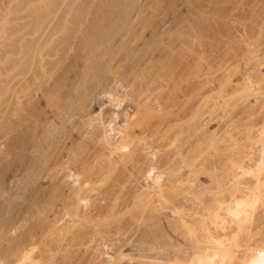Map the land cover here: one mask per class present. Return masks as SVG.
I'll return each instance as SVG.
<instances>
[{"label": "rangeland", "instance_id": "374dc122", "mask_svg": "<svg viewBox=\"0 0 264 264\" xmlns=\"http://www.w3.org/2000/svg\"><path fill=\"white\" fill-rule=\"evenodd\" d=\"M145 86L134 158L111 157L99 118L119 114L115 141ZM263 124L264 0H0V264H190L207 232L240 264L264 247V170L246 224L224 209L254 188Z\"/></svg>", "mask_w": 264, "mask_h": 264}, {"label": "bare ground", "instance_id": "6f19581e", "mask_svg": "<svg viewBox=\"0 0 264 264\" xmlns=\"http://www.w3.org/2000/svg\"><path fill=\"white\" fill-rule=\"evenodd\" d=\"M72 16V15H71ZM75 16V18H77L78 19V17L76 16V15H74ZM73 17V16H72ZM67 18V17H66ZM56 19V18H55ZM61 19V18H60ZM72 18H70V20H71ZM58 20V19H57ZM72 22L74 21V20H71ZM75 21H76V19H75ZM72 22H71V24H72ZM54 24V23H53ZM55 25H57V24H55ZM54 25V26H55ZM73 25V24H72ZM144 25V24H143ZM53 26V27H54ZM58 26V25H57ZM56 26V27H57ZM70 26V25H69ZM99 26H102L103 27V25H98V27ZM109 26H110V24H109ZM109 26H108V28H109ZM112 26V25H111ZM60 27V26H59ZM144 27H145V25H144ZM72 28V27H71ZM70 28V29H71ZM73 28H74V25H73ZM100 28V27H99ZM103 28H106V26L105 27H103ZM108 28H106V29H108ZM112 28H113V26H112ZM141 28V27H140ZM54 29H56L55 27H54ZM62 29V28H61ZM69 29V28H68ZM137 31V30H136ZM135 31V32H136ZM131 32V31H130ZM134 32V33H135ZM128 33V32H127ZM138 33V32H137ZM136 33V34H137ZM132 36V35H131ZM137 36V35H136ZM136 36L134 35V36H132L133 38L135 37L136 38ZM139 36V35H138ZM65 37H67V35L65 36ZM131 37V39H133ZM69 38V37H68ZM134 38V39H135ZM65 39H67V38H65ZM133 39V40H134ZM136 40V39H135ZM132 43H134V41H132ZM131 43V44H132ZM65 44V43H64ZM127 44V43H126ZM129 44V43H128ZM131 44L129 45V46H131ZM67 45V44H66ZM65 45V46H66ZM134 45V44H133ZM135 45L137 46V43H135ZM122 48V47H121ZM124 48V47H123ZM136 48V47H135ZM125 49V48H124ZM128 50V49H127ZM116 51V50H115ZM119 51H121V50H119ZM126 51V50H125ZM145 51V50H144ZM95 52V53H94ZM118 52V51H117ZM123 52V51H122ZM131 52V51H130ZM129 52V56H130V53ZM105 53H107V52H105ZM113 53V52H112ZM119 53V52H118ZM121 53V52H120ZM141 53H143V52H141ZM140 53V54H141ZM116 54V53H115ZM114 54V55H115ZM125 54H126V52H125ZM124 54V55H125ZM128 54V53H127ZM86 55H89V57L90 56H92V55H94V57H95V55L97 56L98 54H96V49H94V47H90L89 49H88V53H86ZM118 55V54H117ZM132 56V55H131ZM140 56V55H139ZM138 56V57H139ZM100 57V56H99ZM98 57V58H99ZM109 57V56H108ZM113 57V56H112ZM111 57V58H112ZM120 57H121V55H120ZM127 57V56H126ZM87 58V57H86ZM97 58V59H98ZM102 58V57H101ZM125 58V57H124ZM146 58V57H145ZM103 59V58H102ZM128 59V58H127ZM131 59V58H130ZM136 59H139V58H136ZM144 59V58H143ZM143 59L141 58V59H139L138 60V62L140 61L141 62V60H142V62H143ZM111 60V59H110ZM125 60V59H124ZM134 60V59H133ZM99 61V60H98ZM112 61V60H111ZM116 61H117V63H115V66H113V64L111 65V66H109V67H112V68H110V72H108L109 73V76L110 77H112V75H113V72H115V70H116V68L118 67L117 66V64H118V59L116 58ZM130 61V60H129ZM135 61V60H134ZM152 61V60H151ZM107 62H108V60H107ZM113 62V61H112ZM121 62V61H120ZM123 62V61H122ZM137 61H136V63H135V65L134 66H131L130 67V69L128 70V73L129 74H140V76H141V78L142 79H145V78H143V76H142V74H143V69H141L140 71H138L137 70V66H136V64H140V62L138 63ZM98 63V62H97ZM129 63V62H128ZM146 63V62H145ZM144 63V64H145ZM105 64V63H104ZM108 64V63H107ZM147 65H149V62H147ZM97 66V65H96ZM101 66V65H100ZM151 66V65H150ZM148 67V66H147ZM105 68V67H104ZM107 69H108V67H106ZM146 68V67H145ZM149 69V68H148ZM112 70V71H111ZM150 70H151V68H150ZM98 72H99V70H98ZM101 72V71H100ZM106 75H108L106 72L105 73H103L102 74V76L99 78V79H96L97 81V84H95V87H94V89H93V91H92V95H91V97H93V99L94 98H103L104 97V94H106V93H110L109 92V89H107V88H105L102 84H104V82L102 81V78L105 76L106 77ZM144 75V74H143ZM138 76V75H137ZM145 76V75H144ZM96 77H98V76H96ZM138 78V77H137ZM149 78V77H148ZM248 79V78H247ZM112 80H113V82L112 83H117L118 81H117V77L114 75L113 77H112ZM149 80H151V79H149ZM155 81V80H154ZM103 82V83H102ZM153 82V81H152ZM151 82V83H152ZM247 82V81H246ZM245 82V83H246ZM94 84H93V86H94ZM101 84V85H100ZM131 85V84H130ZM246 85H248L247 83H246ZM134 86V85H133ZM133 86L131 87V88H133ZM143 86V85H142ZM147 86V85H146ZM146 86L144 87V88H139L140 90H138L139 92H137V91H135L134 89L132 90V89H130V91L128 92V98L126 97V99H128L129 101H130V103H129V106H130V109H126L127 110V112H124V113H122L123 114V117H124V120L126 121V125H125V127L124 128H119V129H117L118 131H117V134H116V132L114 131V133L113 134H116L117 135V139H115V141H112L111 139H114V138H112L111 136V134L108 132L109 131V129L110 128H108V127H110V125H111V123L112 122H114L115 121V117L116 116H118L119 114H114L113 116L114 117H111V119H104V120H102V118H99L100 119V122H99V119L97 120V122H99L100 124H102V126H104L107 130H105V131H107V135L106 136H103V139H102V141H104L103 143H104V147L106 148L105 150H107L108 149V151H107V153H110V154H113V155H110L111 157L113 156V157H115L114 155H115V153H117L118 155H120L121 154V158H122V156H131V157H133V155H134V151H135V145H136V143H134V145L132 144V141H133V138L132 137H130L132 134H134V132H133V130H134V127H135V125H136V121L137 120H139V114H138V112H139V107H140V105L143 103V102H146V100L148 99V98H151V97H149V96H147V98H146V96H145V98H146V100L145 101H140L139 99H140V97L142 96V94L143 93H145L146 92V90L148 91V88L146 89ZM139 86H137V88H138ZM249 87V88H248ZM248 87H246V89H250V87L251 86H248ZM92 89V88H91ZM143 89V90H142ZM251 89H252V87H251ZM250 89V90H251ZM249 90V91H250ZM108 91V92H107ZM145 91V92H144ZM251 92V91H250ZM108 95H111V97H110V99L108 98V100H106V103H108L107 105H112V103L114 104V105H119L120 104V101L123 99V98H118V99H116V98H114L113 97V95L112 94H108ZM144 96V95H143ZM155 96V95H154ZM157 96V95H156ZM96 98V99H97ZM144 98V99H145ZM92 99V100H93ZM95 99V100H96ZM157 100V99H156ZM113 101V102H112ZM128 101V102H129ZM154 101H155V99H154ZM153 101V102H154ZM91 102H93V101H91ZM122 102V101H121ZM156 102V101H155ZM158 102V101H157ZM141 103V104H140ZM102 104H104V103H102ZM159 104H160V102H159ZM172 105V104H171ZM175 106V105H174ZM100 110H101V108H99V113L98 114H100ZM125 109H124V111H126ZM166 110V109H165ZM170 110V109H169ZM139 113H141V112H139ZM167 113V112H166ZM168 113H169V111H168ZM142 114V113H141ZM164 115H166V114H164ZM135 116H138L137 118L135 117ZM159 116V115H158ZM163 117V116H162ZM166 117H168V116H166ZM134 118H136V120H134ZM102 120V121H101ZM141 120V119H140ZM139 120V121H140ZM162 120V119H161ZM139 121H137V123L139 122ZM99 123H97V124H99ZM160 123V122H159ZM139 124H141V123H139ZM264 125V124H263ZM113 126V125H112ZM140 126V125H139ZM171 127V126H170ZM173 127V126H172ZM142 128V127H141ZM149 128V127H148ZM103 129V128H102ZM111 129H114V127H112ZM168 129H172V128H168ZM174 129H177V127L175 128L174 127ZM104 130V129H103ZM136 130V129H135ZM146 130H147V128H146ZM150 130V129H149ZM148 130V131H149ZM178 130H179V128H178ZM104 131V132H105ZM177 131V130H176ZM180 131H181V129H180ZM264 131V130H263ZM263 131H262V133H263ZM103 132V131H102ZM170 132V131H169ZM172 132V131H171ZM145 133V132H144ZM153 133H157V132H153ZM178 132H176L175 134H177ZM104 134V133H103ZM171 134V133H170ZM172 134H173V132H172ZM105 135V134H104ZM140 135V134H139ZM145 135V134H144ZM143 135V136H144ZM152 135V134H151ZM115 136V135H114ZM138 136V135H137ZM142 136V135H141ZM140 136V137H141ZM153 136H154V134H153ZM139 137V138H140ZM150 137H152V136H149V138ZM174 137V136H173ZM176 137V136H175ZM148 138V139H149ZM142 139V138H141ZM146 139V138H145ZM144 139V140H145ZM174 139V138H173ZM137 140H138V138H137ZM140 140V139H139ZM147 142V141H146ZM138 144V143H137ZM143 144V143H142ZM263 145V144H262ZM103 147V148H104ZM181 150V149H180ZM120 151V152H119ZM261 151V150H260ZM264 151V148H263V150H262V152ZM120 154H119V153ZM106 154V153H105ZM109 155V154H108ZM178 155V154H177ZM180 155V154H179ZM261 155H262V153H261ZM106 156V155H105ZM110 156H109V158H110ZM181 157V156H180ZM120 158V159H121ZM124 158H126V159H128L127 157H124ZM124 158H123V161H125L124 160ZM134 158V157H133ZM107 159V158H106ZM104 160V159H103ZM109 160V159H108ZM100 161V160H99ZM113 161V160H112ZM117 161V160H116ZM118 161H119V159H118ZM132 161V160H131ZM131 161H129V162H131ZM134 161H136V160H134ZM134 161H133V163H134ZM261 161H262V159H261ZM260 160L258 161V164H257V159H256V164H257V166L256 167H252L253 168V170H251L252 168H249L250 170H248V168L246 169V171L244 170V167H243V170H241V171H243V174L242 175H244L245 173H249L250 174V176H251V174L253 175V176H251V177H253V178H255V180H253V181H255L254 183H255V185L253 186L254 188L252 189V191H247V189H246V191L247 192H249V193H247V194H245V196H239V197H233V198H230L231 200H230V204H228V207H226L227 208V210H225L224 209V211H227L228 212V214H230L231 216H232V219L234 218L236 221H237V223L239 224V227H241L242 226V222H244V221H248V220H250V216L252 215V211L253 210H255V209H253V206H254V208H255V202H257V198H258V201H260L261 199H259V197H257V194H255L256 192L254 191L255 190V188H256V185H258V183L260 182V175H261V172L264 170V165H262V162H261ZM102 162V161H101ZM106 162V161H105ZM105 162H104V164H105ZM129 162H127V163H129ZM98 163V162H97ZM96 163V164H97ZM116 163V162H115ZM130 164V163H129ZM133 165V164H132ZM254 165V164H253ZM101 166H104V165H101ZM113 166V165H112ZM99 168H100V166H98ZM240 168H242V166H239ZM132 168V167H131ZM246 168V167H245ZM96 170H97V168H96ZM248 170V171H247ZM101 171V170H100ZM75 172V171H74ZM97 172V171H96ZM95 172V173H96ZM99 172V171H98ZM264 172V171H263ZM72 174V173H71ZM77 173H75V175H76ZM131 174V173H130ZM239 175H241V174H239ZM263 175V174H262ZM73 177V176H72ZM130 177V176H129ZM158 177V176H157ZM237 178H238V174H237V176H236ZM239 177H241V176H239ZM74 178V177H73ZM83 179H84V177H82ZM88 178V177H87ZM86 178V179H87ZM82 179V180H83ZM239 179V178H238ZM75 180V179H74ZM73 180V181H74ZM79 180H80V178H79ZM81 180V182H82V184L80 183V181H79V184H81L82 186L80 187V185L79 184H77V183H75V186L74 187H76V189H78L77 187H79V189H81V188H83V184H84V187L86 186L85 185V183H83V182H85V179L82 181ZM132 180V179H131ZM135 180V179H134ZM157 180V179H156ZM177 180V179H176ZM237 180V179H236ZM263 180V179H262ZM76 181V180H75ZM86 181H89V179H87ZM138 181V180H137ZM134 182H136V181H134ZM236 182H238V181H236ZM91 183V182H90ZM136 184V183H135ZM134 184V185H135ZM153 184H155V182L153 183ZM262 184V183H261ZM77 185V186H76ZM157 185V184H156ZM238 185V184H237ZM253 185V184H252ZM72 187V186H71ZM73 187V188H74ZM161 187V186H160ZM235 187V186H234ZM238 188V187H237ZM250 189H251V187H249ZM248 188V189H249ZM84 189V188H83ZM82 190V189H81ZM238 190V189H237ZM222 191H223V189H222ZM221 191V192H222ZM240 191H241V189H240ZM245 191V192H246ZM234 192H236V191H233V195H234ZM239 191H237V193H238ZM242 192H244V190H242ZM241 192V193H242ZM244 192V193H245ZM261 192V191H260ZM228 193V192H227ZM244 193H242L243 195H244ZM222 194V193H221ZM229 194H230V191H229ZM232 194H231V196H232ZM259 194V193H258ZM261 195V194H260ZM259 195V196H260ZM262 196V195H261ZM218 197H219V195H218ZM229 197H230V195H229ZM261 198V197H260ZM218 199V198H217ZM222 200V199H221ZM221 200H219V201H221ZM218 201V200H217ZM218 201V202H219ZM226 201H228L227 199H226ZM220 203V202H219ZM225 203H227V202H225L224 201V205H226ZM258 203V202H257ZM216 204H217V202H216ZM222 204V203H221ZM262 204V203H261ZM214 205H215V203H214ZM218 206V205H217ZM257 207V206H256ZM216 208V207H215ZM218 208V207H217ZM217 208L215 209V210H217ZM143 210V209H142ZM222 210H223V208H222ZM141 212V211H140ZM221 215V214H220ZM223 215V214H222ZM225 215V214H224ZM222 219V218H221ZM258 220V219H257ZM256 220V221H257ZM262 220V219H261ZM187 221V220H186ZM219 221V220H218ZM221 221V220H220ZM217 222V221H216ZM188 223V222H187ZM245 223V222H244ZM248 223V222H247ZM251 223V222H250ZM256 223V222H255ZM205 224V223H204ZM246 224V223H245ZM252 224V223H251ZM191 225L192 224H190V227H191ZM256 225V224H255ZM262 225V224H261ZM187 226V225H186ZM183 227V226H182ZM202 227H203V225H202ZM245 227V226H244ZM264 227V226H263ZM185 228H188V227H185ZM196 228V227H195ZM198 228H200L199 227V225H198ZM257 228V227H256ZM262 228V227H261ZM183 229H184V227H183ZM194 229V228H193ZM192 229V230H193ZM207 230H204V228L202 229V230H204V231H208V227L206 228ZM247 229V228H246ZM248 229H249V226H248ZM246 230V231H249V230ZM185 230V229H184ZM183 230V231H184ZM190 230V229H189ZM188 230V231H189ZM192 230H191V232H192ZM195 230V229H194ZM193 230V231H194ZM201 230V229H200ZM210 231V230H209ZM258 231V230H257ZM256 231V232H257ZM264 231V230H263ZM186 233H187V231H185ZM191 232H190V234H191ZM203 232V231H202ZM235 232V231H234ZM261 232V231H260ZM249 233V232H248ZM189 234V233H188ZM193 234V233H192ZM213 234V233H212ZM245 234H246V232H245ZM226 235V234H225ZM249 235V234H248ZM262 235V234H261ZM189 236V235H188ZM205 236H208L207 237V239L209 240V241H211L209 244H206V242H207V240L205 241V243L204 244H206V246L207 245H211L212 247H207V248H212L211 249V251L210 252H212V250H213V252L212 253H210V254H207V252L209 251H207V252H205L204 253V251H206L207 250V248H204L203 246V253L201 254V253H198V252H195V253H197L198 255H197V258H196V260L195 261H190L189 263L190 264H208V263H210L211 261L213 262V261H216V263H218V264H224L225 263V260L226 259H230L233 255H232V253L229 251V250H227L226 248H224V246H223V243H222V241H220V240H218V239H216L215 237H213L209 232H207L206 233V235ZM190 237V236H189ZM193 237V236H192ZM202 237V236H201ZM263 237V236H262ZM203 238V237H202ZM197 239V238H196ZM250 239V238H249ZM203 241V240H202ZM201 241V242H202ZM208 241V242H209ZM246 242V241H245ZM258 242H260L259 240H258ZM248 243V242H247ZM198 244V243H197ZM203 243H202V245H204ZM212 244H215V246H216V248L215 249H213L214 247H213V245ZM256 244V243H255ZM200 245V244H199ZM197 246V245H196ZM257 246V245H256ZM259 247H254V249H252V251L251 252H249V255L248 256H246V257H244V259H242L241 260V262H240V264H264V247H261L260 245H258ZM200 247V246H199ZM198 247V248H199ZM202 247H200V248H202ZM247 247V246H246ZM206 249V250H205ZM197 250V249H196ZM199 250V249H198ZM201 252H202V250H201ZM194 253V254H195ZM245 254V253H244ZM227 261V260H226ZM211 262V263H212ZM238 262V261H237ZM227 263H228V261H227ZM239 263V262H238ZM33 264V263H32ZM236 264V263H235Z\"/></svg>", "mask_w": 264, "mask_h": 264}]
</instances>
